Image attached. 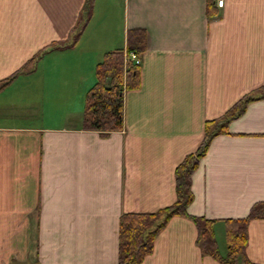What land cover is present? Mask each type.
<instances>
[{
    "label": "crops",
    "instance_id": "0c3cea01",
    "mask_svg": "<svg viewBox=\"0 0 264 264\" xmlns=\"http://www.w3.org/2000/svg\"><path fill=\"white\" fill-rule=\"evenodd\" d=\"M87 1L0 0V264H118L121 217L176 202V168L213 120L222 131L191 176L187 211L216 220L225 257L229 221L264 201V0H92L66 46ZM139 30L140 85L124 92L122 129L85 128L97 64ZM247 234L243 260L264 264V217ZM198 237L175 216L141 264H220Z\"/></svg>",
    "mask_w": 264,
    "mask_h": 264
},
{
    "label": "trees",
    "instance_id": "16d2710c",
    "mask_svg": "<svg viewBox=\"0 0 264 264\" xmlns=\"http://www.w3.org/2000/svg\"><path fill=\"white\" fill-rule=\"evenodd\" d=\"M93 1L88 0L83 10L80 23L75 27V39L67 45L74 46L85 24L92 15ZM132 33V32H131ZM135 44H129L127 50L108 51L95 69L96 82L89 89L84 108L83 125L87 129L111 132L121 130L124 116V92L127 89L137 88L140 85L139 66L133 62H126L125 57L131 52L141 53L146 48V35L144 31L136 33ZM44 52L32 57L24 66L12 75L29 71L42 58ZM128 67V69H127ZM7 81L0 83V87ZM257 92V91H255ZM245 96L229 112L234 117L241 113L247 102L253 99L254 93ZM222 128L219 121H209L206 126L205 137L199 148L186 156L178 165L175 172L176 202L152 213H127L121 217L120 222V259L118 264H141L145 257L153 251L154 241L168 221L175 217L192 219L198 228V243L203 253L219 260L220 264H251L244 261V251L247 245V226L252 218L264 217V201L255 204L247 218L229 221L227 231V255L223 257L219 251L213 223L216 220H207L195 217L187 209L193 200L191 176L198 167L201 158L205 155L212 138L219 134Z\"/></svg>",
    "mask_w": 264,
    "mask_h": 264
},
{
    "label": "built area",
    "instance_id": "2783aa9c",
    "mask_svg": "<svg viewBox=\"0 0 264 264\" xmlns=\"http://www.w3.org/2000/svg\"><path fill=\"white\" fill-rule=\"evenodd\" d=\"M225 1L226 0H215V4L219 8H223L225 5ZM130 60L134 61L135 64H140V62H141L140 57L136 53H131Z\"/></svg>",
    "mask_w": 264,
    "mask_h": 264
},
{
    "label": "rangeland",
    "instance_id": "374dc122",
    "mask_svg": "<svg viewBox=\"0 0 264 264\" xmlns=\"http://www.w3.org/2000/svg\"><path fill=\"white\" fill-rule=\"evenodd\" d=\"M115 5H116V10H117L118 14H120V12H121V10H120V3L119 2H115ZM111 10H113V9H111ZM103 26H106V25L103 24ZM102 27L99 29V31H101L103 35L107 34V30L105 28H102Z\"/></svg>",
    "mask_w": 264,
    "mask_h": 264
}]
</instances>
